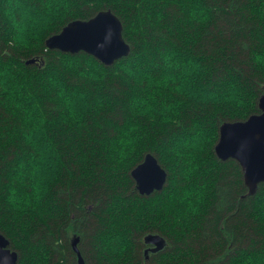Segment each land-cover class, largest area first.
I'll return each mask as SVG.
<instances>
[{
    "label": "trees",
    "instance_id": "16d2710c",
    "mask_svg": "<svg viewBox=\"0 0 264 264\" xmlns=\"http://www.w3.org/2000/svg\"><path fill=\"white\" fill-rule=\"evenodd\" d=\"M195 2L66 0L48 24L40 14L50 6L28 0L18 6L35 25L26 46L0 14V233L17 264H78L75 236L84 264H264V182L248 195L239 164L214 152L223 122L259 112L264 66L251 53L264 51V0H216L206 26L189 23ZM104 9L120 19L128 56L106 66L45 46L69 21ZM120 137L130 148L114 170ZM173 145L191 146L190 184ZM147 153L167 172L148 196L130 176ZM29 178L50 190L34 209L13 211L11 182ZM185 187L199 191L195 213L180 201ZM148 233L167 244L146 257Z\"/></svg>",
    "mask_w": 264,
    "mask_h": 264
},
{
    "label": "water",
    "instance_id": "95a60500",
    "mask_svg": "<svg viewBox=\"0 0 264 264\" xmlns=\"http://www.w3.org/2000/svg\"><path fill=\"white\" fill-rule=\"evenodd\" d=\"M123 25L110 10L98 11L89 19H75L66 23L59 32L45 40L48 49L77 53L80 51L92 55L106 66L128 56L131 48L123 38ZM33 62L28 60L27 63ZM258 113L249 115L245 120L225 121L219 126L218 139L214 152L219 160H235L242 171L243 181L253 195L259 184L264 182V93L258 99ZM140 195H150L160 191L166 184L167 172L158 163L155 156L147 153L143 160L130 172ZM78 237L72 240L73 251L77 254L78 264H84L77 248ZM147 245L144 253H156L167 244L158 233H148L143 237ZM18 253L9 248L8 239L0 233V264H17Z\"/></svg>",
    "mask_w": 264,
    "mask_h": 264
},
{
    "label": "clouds",
    "instance_id": "9594fccd",
    "mask_svg": "<svg viewBox=\"0 0 264 264\" xmlns=\"http://www.w3.org/2000/svg\"><path fill=\"white\" fill-rule=\"evenodd\" d=\"M28 2V0H4V3L0 5V14L8 18L11 23L13 30V40L20 46L24 45V41L29 39L35 30V25L32 19L29 17L27 9L21 10L18 6H23ZM45 4L50 6L46 8L42 15L45 17V21L48 24L54 22L55 18L64 9L66 0H45ZM218 5L216 0H213L212 4L209 5L202 0H196L193 7L188 11L189 23L206 26L212 20V13L218 10ZM19 15L20 19H17ZM33 15H36L33 13ZM45 21H41L44 23ZM13 40H10L11 44ZM173 59L172 54L168 53L163 56L165 65L168 68H172L173 64L170 62ZM251 60L253 64L259 66H264V51L251 53ZM222 95V94H221ZM223 102L229 103L228 99H224ZM130 145L126 143V137L117 138V140L110 146V151L114 154L111 159L113 161V169L117 170L119 166L123 163L129 152ZM175 159L179 162H183V169L181 175L184 179L191 183V180L195 173L198 171L195 161L187 154L191 151V146L186 145L183 150H177L176 146L173 145L171 149ZM55 174H53L49 183L54 181ZM50 190L45 189L41 191L37 187L36 178H29L24 183L17 186L15 182H11V186L8 189V197H6L7 202L12 206L13 211H20L21 209L35 208L38 206L39 202L47 195ZM15 193V199L12 198V194ZM199 196V191L192 187H185L182 189L180 194V201L186 204V211L192 213L196 212L197 204L196 199Z\"/></svg>",
    "mask_w": 264,
    "mask_h": 264
}]
</instances>
